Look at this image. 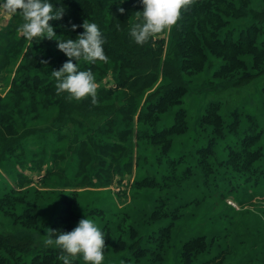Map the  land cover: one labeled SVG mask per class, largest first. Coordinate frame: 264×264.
I'll return each instance as SVG.
<instances>
[{"label": "rangeland", "instance_id": "rangeland-1", "mask_svg": "<svg viewBox=\"0 0 264 264\" xmlns=\"http://www.w3.org/2000/svg\"><path fill=\"white\" fill-rule=\"evenodd\" d=\"M226 1L264 13V0ZM19 12L0 10V264H63L61 250L44 245L46 230L69 232L83 218L105 235L102 264H183L187 245L201 242L207 250L192 264H264V66L254 67L253 53L216 49L202 63L177 54L191 72L186 89H167L170 78H147L105 51L106 63L73 59L92 71L98 102H69L51 75L69 57L56 39H25ZM65 18L49 23L57 39L75 40ZM223 21L208 22L220 43L250 24L264 39V22ZM172 28L152 46L185 50L192 41L173 42ZM235 61L246 70L226 74Z\"/></svg>", "mask_w": 264, "mask_h": 264}, {"label": "trees", "instance_id": "trees-1", "mask_svg": "<svg viewBox=\"0 0 264 264\" xmlns=\"http://www.w3.org/2000/svg\"><path fill=\"white\" fill-rule=\"evenodd\" d=\"M66 1L69 9H66L65 15L69 16L70 20L65 18L63 23L68 29V31L65 29L67 35L71 37L73 34L75 36V33L79 35L81 31H85L83 27L79 26L82 25L85 15H88V18L93 20L92 23H96L102 32V36L106 41L104 43V51L107 56L111 55L115 60L128 65L136 73L147 76V78H155L159 74L170 78L171 82L167 85V89H186L184 82L188 67L178 62L177 54L194 57L202 63L207 60L208 54L213 53L216 49L223 51L233 50L242 55L252 52L254 67L261 69L264 66V39L258 42V32L261 31V28L250 24L242 32L240 31L236 39L230 37V34L226 35L225 39L229 42L228 44L216 41L215 35L208 28V22H224V16L227 15L232 17H250L252 20L264 22V13L252 11V9L246 7H241V9L234 7L226 0H194L195 3L191 7L194 10L193 16L188 14L184 23H179V25H175L172 28L173 42H179V40L185 42L187 39L192 42L186 46L185 50L180 47L179 42L178 48H172L171 46L167 51L165 50L166 52L163 45L152 46V44L157 43H153L154 40L151 38L145 44L138 45L129 34L132 28L130 25L131 21L135 19L137 12L143 10L141 0H127L122 5L108 2L109 0ZM121 7L125 10L123 13L119 11ZM76 9L79 10L77 14L75 13ZM229 21L225 20V22ZM112 22H114V28H111ZM71 24L78 26L75 31L71 29ZM125 25L126 28H124ZM33 42L38 44L43 52L48 50L42 42ZM26 56L31 58L29 54H26ZM50 57L52 56L50 55ZM198 65L196 64L195 66L198 67ZM237 68L246 70V64L242 61H235L225 73L233 75L234 70ZM250 144L253 143L248 141L244 147ZM250 155L252 156V154L247 153L246 157ZM7 240L12 241L14 239L7 237ZM187 246H190L191 250H189L190 254L187 255L185 251L183 252V264H192L191 257H194L200 251L207 250L206 244L202 242L189 243ZM16 249H10V252L14 255L16 254L14 251ZM5 261L7 262L6 259Z\"/></svg>", "mask_w": 264, "mask_h": 264}, {"label": "clouds", "instance_id": "clouds-1", "mask_svg": "<svg viewBox=\"0 0 264 264\" xmlns=\"http://www.w3.org/2000/svg\"><path fill=\"white\" fill-rule=\"evenodd\" d=\"M143 10L137 12V18L141 20L130 30V36L138 45H143L150 38L155 39L165 31H170L181 18L182 11L187 10L194 0H141ZM0 10L6 15H13L20 10L23 23L18 27V32L28 41L34 38L56 39L58 49L63 52L69 60L63 63L59 70H53L51 75L56 80V93L60 95L67 93L66 99L71 102L82 101L91 97V103L95 105L97 100V84L92 71L79 70L77 62L83 59L86 62L94 63L97 60L107 62L103 45L106 42L102 32L96 23L87 19L82 25L85 30L75 40H59L53 27L52 20H60L65 14L64 6L54 8L49 0H4L0 4ZM123 13L124 8H119ZM71 23V22H70ZM78 26L71 24L75 31ZM45 65L47 61H42ZM44 238L46 247H55L61 250L58 259L63 264H73L79 256L85 264H102L104 260L105 235L101 229L88 218H83L78 225L69 232L46 230Z\"/></svg>", "mask_w": 264, "mask_h": 264}]
</instances>
